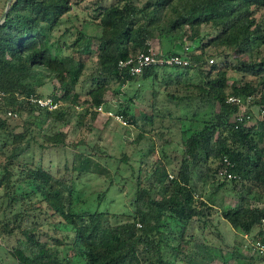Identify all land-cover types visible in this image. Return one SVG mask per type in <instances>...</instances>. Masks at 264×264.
Returning <instances> with one entry per match:
<instances>
[{
    "label": "trees",
    "instance_id": "trees-1",
    "mask_svg": "<svg viewBox=\"0 0 264 264\" xmlns=\"http://www.w3.org/2000/svg\"><path fill=\"white\" fill-rule=\"evenodd\" d=\"M8 1L0 4V209L10 210L0 217V236L14 237L9 248L14 259L182 264L179 254L194 244L183 261L214 264L220 255L223 264L234 259L264 264V253L255 247L256 241L264 243V0H11L9 6ZM81 12L100 33L78 29L74 35L62 27ZM155 39L163 54H184L190 64L154 63L140 75L120 66L147 52ZM188 44L193 47L187 51ZM139 76L152 81L154 95L162 84L185 112L181 117L189 125L182 130L180 164L170 168L158 156L151 130L142 127L130 140L150 141L140 158L132 210L79 208L74 171L102 174L106 165L80 149L71 170L66 165L64 172H53L37 158L35 145L43 151L63 147L70 129L94 128L100 112L91 106L109 107L108 94H122L121 86ZM137 95L122 96L116 110L127 125L139 126L132 105ZM232 95L243 102L251 97L252 122L238 119L240 103L230 101ZM37 96L52 97L58 106H42L31 99ZM253 106H260L259 116ZM142 113L153 124L155 113ZM16 117L21 129L12 121ZM223 169L234 176H222ZM112 183L98 193V203ZM228 193L234 202H227ZM215 210L252 236L255 251L243 253L238 242L225 252L196 239V225L204 229ZM167 248L176 257L167 256Z\"/></svg>",
    "mask_w": 264,
    "mask_h": 264
},
{
    "label": "rangeland",
    "instance_id": "rangeland-1",
    "mask_svg": "<svg viewBox=\"0 0 264 264\" xmlns=\"http://www.w3.org/2000/svg\"><path fill=\"white\" fill-rule=\"evenodd\" d=\"M4 0H0V4H3ZM78 11H81V7H77ZM75 13V12H73ZM71 19L62 27L69 28V32L76 34L78 29L84 30L87 34H98L100 28L98 25L90 23L84 19V15H70ZM154 45L159 48L158 40H154ZM192 48V44H189ZM179 49V48H178ZM181 50V49H180ZM159 93L154 95L152 93V81L142 79L141 76L136 80H130L125 85L121 86L122 94H108L110 102L108 108L117 110L120 106V102L123 100L122 96H129L134 92H138V95L133 99V109L137 116L138 125H122L120 122L110 119L106 121V117L100 114L98 119L94 122V128H72L68 135L69 144L63 147L54 149L40 150L35 145L37 158L43 157V162L46 166L50 167L53 172H64L65 166L68 165L71 170L75 153L77 150H83L90 152L92 157L100 163L106 165V172L98 174L96 172H84L78 174L74 171V178H77V189L79 190L80 197L77 200L79 208L108 210L111 212H129L132 210V196L136 190V180L141 165V156L143 152L148 150L150 141L145 138L139 144L130 142L137 137L142 127L150 129V133L156 140V151L158 156H161L170 166V168H177L181 161L180 151L182 148V130L189 125L188 120H183L181 116H184L185 112L182 110L176 100L167 96L166 90L162 84L157 86ZM155 101L156 107L153 109L151 102ZM260 106H253L252 109L256 116H259ZM154 112L155 119L153 124L145 122L142 111ZM257 118V117H256ZM14 123L19 122L18 128L21 129V121L19 118H12ZM71 128V127H70ZM163 133L164 141L162 140ZM170 141H167V139ZM82 140L84 143L78 147L74 146L71 142ZM163 142V144H162ZM99 150L97 153L96 151ZM154 158V155L150 156ZM174 175L175 171L171 170ZM113 180L111 187L104 197L102 203L99 202L98 193L106 189ZM202 186V181H198ZM26 186V185H25ZM209 184L204 186L207 191ZM2 191H0L1 193ZM235 201L234 196L231 193L227 195V202ZM6 205V201H3V207ZM8 209H0V217L9 212ZM212 221L202 229L203 223L197 224L195 229L197 240H207L211 242L215 247L222 248L225 252L233 248V244H242L241 251L245 254L252 253L254 250L252 236L246 237L243 233L235 230L231 224L223 218L218 211H214ZM1 237V236H0ZM14 237L9 241L2 237L0 243V264H19L16 259L10 254L9 248L13 242ZM175 242H173L174 244ZM194 244H190L183 252L178 256V261L182 264H191L185 260L184 256L187 252H192ZM220 253V251H219ZM166 255L174 258L175 253L172 248H167ZM247 259L243 260V264H246ZM193 264V263H192ZM213 264V263H212ZM214 264H223L222 256L217 255ZM226 264V263H224ZM227 264H239L237 259L227 262ZM253 264H263L262 261H254Z\"/></svg>",
    "mask_w": 264,
    "mask_h": 264
},
{
    "label": "built area",
    "instance_id": "built-area-1",
    "mask_svg": "<svg viewBox=\"0 0 264 264\" xmlns=\"http://www.w3.org/2000/svg\"><path fill=\"white\" fill-rule=\"evenodd\" d=\"M150 48L147 52H140L136 57L129 58L128 60H121L120 66L122 67H129L130 72L135 75L142 74L145 67L154 64V63H166L171 65H188L190 64V59L180 53H172V54H163L159 48H156L154 45V41L150 40ZM185 49L188 51L190 50V45H186ZM210 62H213V59H210ZM2 91L0 90V97L2 95ZM250 96L246 99L248 102L250 101ZM34 102L42 105V106H48L49 108H56L58 106V102L54 101L52 97H32L31 98ZM230 101H236L240 103V109L238 112V119H247V121L252 122L253 112L248 111V103L243 102V100L238 96H230ZM78 108H80V105H77ZM92 109L98 110L100 114H103L105 116H112L116 118L118 121H120L122 124L127 125L128 120L124 118V116L121 113H118L116 110L112 108H108L104 103L102 104H93ZM261 113H264V108H262ZM220 174L224 176L225 174L228 176V178L233 177L234 175L227 171V169L221 170ZM170 177H174L172 173H170ZM246 237L249 236V234H245ZM0 237V242H1ZM255 247L259 250L260 253H264V243L261 241H256Z\"/></svg>",
    "mask_w": 264,
    "mask_h": 264
},
{
    "label": "water",
    "instance_id": "water-1",
    "mask_svg": "<svg viewBox=\"0 0 264 264\" xmlns=\"http://www.w3.org/2000/svg\"><path fill=\"white\" fill-rule=\"evenodd\" d=\"M10 2H11V0L8 1V6L10 5ZM8 6H7V7H8Z\"/></svg>",
    "mask_w": 264,
    "mask_h": 264
}]
</instances>
